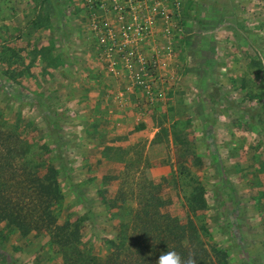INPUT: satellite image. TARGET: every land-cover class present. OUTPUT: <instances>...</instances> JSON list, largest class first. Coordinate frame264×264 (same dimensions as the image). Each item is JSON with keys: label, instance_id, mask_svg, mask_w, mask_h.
Returning <instances> with one entry per match:
<instances>
[{"label": "rangeland", "instance_id": "rangeland-1", "mask_svg": "<svg viewBox=\"0 0 264 264\" xmlns=\"http://www.w3.org/2000/svg\"><path fill=\"white\" fill-rule=\"evenodd\" d=\"M135 2L138 12L139 2L145 3ZM146 2L147 15L141 11L138 22L149 16L152 30L130 32L125 38L117 33L121 40L130 41L129 51L134 54L129 57L135 62V71L131 70L141 75L135 78L121 56H117L116 72L109 66L102 55L103 39L107 43L109 34L94 30L97 16L87 10L85 0H0V149L4 162L27 166L30 173L55 167L64 193L61 221L82 220L81 234L87 245L98 247L104 238H115L120 222L129 224L130 233L136 223L142 229L146 217L133 220L131 210L153 197L159 205L155 221L161 222L163 229L168 223L172 236L178 239L184 230L190 232L187 221L191 217L197 227L205 226L207 231L195 228L190 233L203 235L209 249L213 246L227 253L225 257L210 251L214 264H231L229 251L262 250L264 241L248 239L242 225L247 221L252 226L248 213L254 214L256 209L240 211L232 201L223 200L229 193L223 188L221 173L233 161L215 162L199 142L201 133L207 131L203 128L205 115L214 114L207 96H203V113L193 111L191 101L178 96L176 90L182 87V77L192 74L195 55L204 67L202 73L220 57H246L248 71L238 79H242L240 87L233 91V83L220 78L218 94L228 98L223 107L231 109L236 104L242 111V115L238 110L224 114L242 119L241 134L256 147L264 136V0ZM179 24L182 30L175 29ZM243 38L246 45H240ZM168 45L172 56L166 52ZM233 66L235 62L230 60L228 67ZM96 77L104 87L116 81L141 117L151 121L144 135L131 136L120 145H100L94 136L84 137L87 113L80 101L85 85L94 83ZM145 85H150L152 93ZM205 85V94L214 91L208 79ZM145 109L149 111L144 117ZM117 114L120 120L126 118L125 113ZM193 122H198L194 126L199 128ZM155 125L161 127L158 135L166 142L173 135V143L169 141L165 148L164 162L171 166L166 176H154L155 166L163 161L149 160L147 153L148 136ZM99 132L101 138L106 135L104 130ZM91 134L97 135L94 129ZM101 152L119 158L122 167L107 173L102 169L104 163L96 159ZM85 154L92 158L85 159ZM204 200L205 211L200 210ZM178 221L181 225L176 226ZM176 252L186 259L185 251ZM49 257L56 260L51 264H63L47 233L23 236L0 223V264H49Z\"/></svg>", "mask_w": 264, "mask_h": 264}, {"label": "crops", "instance_id": "crops-1", "mask_svg": "<svg viewBox=\"0 0 264 264\" xmlns=\"http://www.w3.org/2000/svg\"><path fill=\"white\" fill-rule=\"evenodd\" d=\"M239 42L240 45H246L247 39L243 38ZM192 58V74L182 77V87L179 86V88H177V95L182 97L185 96L186 99L188 98L193 106V111L199 112L204 110L203 106L206 100L203 99V96H207L209 99V110L210 106H212L214 114L211 116L205 115L207 120L203 122L205 123L203 128L207 129V131L204 134L203 132L201 133L199 142L203 147L207 148L209 157L215 162L220 160V162L226 163L229 159L230 162L233 161V165L224 167L225 172L223 171L221 173L222 176L225 177V185L223 188L225 192L229 193V196L223 200L228 203L232 201L231 204L233 207L240 211L246 208L256 209L254 214L251 212L248 213L251 215H249V220H251L250 224L252 226L249 227V225L246 224L247 221L242 223V225H244V229L247 230L246 237L248 239L264 241V136H262V139L257 143L256 147L255 145L253 146V141H250L249 137L242 136V119H235V117L233 118L231 115L225 116L224 114V111L231 113V111L238 110L241 112L240 115H242V111L237 108L236 104H233L231 109L223 107L222 103L228 98L223 97V94L222 96L218 94L220 78L228 82L231 81L234 86V88H231L233 91H236L235 88L237 89L240 87L239 84H241V82L239 81H242V79H238L243 76V73H245L244 76H246L248 71L247 58L245 57L246 59L244 58V60H242L241 57L230 59L228 55L226 59L220 57V59H215L216 61L210 64L208 71L204 73L201 71L203 65L200 66V57L195 55V57ZM230 60L235 62L236 67H228ZM252 62L253 64L256 63L255 60L251 61V63ZM98 72H102L100 68ZM206 79L209 81V87L211 86V90L214 91H208L205 94ZM88 80L89 78L87 76L85 82ZM95 80L94 83L89 81V85H85L86 91L82 94L83 98L80 101V104L85 107L84 112L87 113L83 123L84 126L82 125V127L87 129L84 137L90 138L94 136L97 143L100 145H120L129 142L131 136L144 135V128L145 126L148 127L151 121L148 118L141 117L137 108L135 109L130 103L128 99L129 95H125L121 91V88L117 87L115 79H112L115 81L114 83L112 81V83L106 85V87L101 86L99 83L101 81L97 79V77ZM108 80L109 79H107V81ZM187 80L188 85L186 83ZM235 80H238V82H235ZM210 81H212V83ZM102 82V84H107L106 81ZM183 83L187 86L183 87ZM188 86H190V89ZM221 92L223 93L224 91L222 90ZM133 96L135 97L136 94ZM109 99H111V102H109ZM218 99L222 101L219 102ZM188 100H185V102ZM93 102L95 105L92 104ZM220 106L222 107L221 109H219ZM97 108L101 109L100 112H97ZM134 111L138 113V116L130 115V113ZM148 111V109H145L144 117L148 115ZM120 112L125 113L126 118L120 120L117 114ZM204 112L206 111H203V113ZM197 123L193 122L192 125H197ZM124 126L129 128V130L127 129L126 133L123 132L121 134L119 130L125 129ZM194 127L199 128L198 126ZM236 127L238 130L234 131ZM160 128L161 127L158 125L153 126L154 131L149 134V141L147 142L149 160L163 161L155 166L153 170L154 176H166L171 172V166L164 162V160L168 152L165 148L169 141L173 143V135L170 134V139L166 142L164 137L158 135ZM91 129H94L97 135H92ZM102 130H104L106 134L103 138L98 135L100 133L99 131ZM225 131H227V133H224ZM232 134L234 136H231ZM218 136H220V138ZM206 141L209 142L206 143ZM252 148H254V153L252 152L251 154ZM158 149L160 150L159 152ZM163 150L164 152H162ZM88 158L90 159L92 156L85 154V159L88 160ZM96 159L104 163L102 169H105L107 173L123 165V161L119 158L109 157L105 153L103 154V152L97 155ZM211 169L212 168H210V170ZM220 180L222 179L220 178ZM255 225H257L256 229H254ZM262 244V250L260 251H229V255L232 257L231 264H264V243ZM259 248L261 249L260 244H258V249ZM53 259V257L51 259L49 257L48 263H55L56 260Z\"/></svg>", "mask_w": 264, "mask_h": 264}, {"label": "trees", "instance_id": "trees-1", "mask_svg": "<svg viewBox=\"0 0 264 264\" xmlns=\"http://www.w3.org/2000/svg\"><path fill=\"white\" fill-rule=\"evenodd\" d=\"M26 167L6 165L0 149V223L23 236L47 233L63 264H156L161 251L177 249L185 251L186 261L192 258L196 264H214L213 255L217 251L227 256L216 247L209 249L203 235L190 233L195 228L207 231L205 226L197 227L191 217L187 221L190 232L186 229L175 239L168 223L163 229L161 222L155 221L159 205L154 204L153 197L146 205L139 204L131 210L133 220L146 217L142 229L136 223L130 233L129 224L120 222L115 238H104L98 247L87 245L82 239V220L61 221L64 193L57 169L47 166L44 171L30 173ZM206 207L204 200L200 210L205 211ZM175 225L181 223L178 221Z\"/></svg>", "mask_w": 264, "mask_h": 264}, {"label": "built area", "instance_id": "built-area-1", "mask_svg": "<svg viewBox=\"0 0 264 264\" xmlns=\"http://www.w3.org/2000/svg\"><path fill=\"white\" fill-rule=\"evenodd\" d=\"M142 1L145 5L139 2L141 9L137 12L135 8L137 3L135 0H85L87 10L97 16V24L94 25V30L104 31L109 34V41L107 43L105 39L102 38V45L104 46L102 55L109 62V66L116 72L114 67L118 64L117 56H121L125 66L135 78H141V75L140 73L133 72L135 71V62L133 58L130 57L134 54V51H129L130 41L127 39L121 40L117 33H121L120 35L125 38L130 32H148L152 30V26L148 21L149 16L148 18L142 19L141 22H138V16L142 14L141 11L144 15H147L146 5L148 4H146V0ZM178 14L180 15V12ZM175 29L182 30V24L176 25ZM166 52L168 55L172 56L171 45H168ZM145 62L143 64H145ZM154 65H156V63ZM132 68L133 71L131 70ZM145 86L147 91L152 93L150 85Z\"/></svg>", "mask_w": 264, "mask_h": 264}, {"label": "clouds", "instance_id": "clouds-1", "mask_svg": "<svg viewBox=\"0 0 264 264\" xmlns=\"http://www.w3.org/2000/svg\"><path fill=\"white\" fill-rule=\"evenodd\" d=\"M156 264H196V262L192 258L184 260L176 251H165L160 254Z\"/></svg>", "mask_w": 264, "mask_h": 264}]
</instances>
